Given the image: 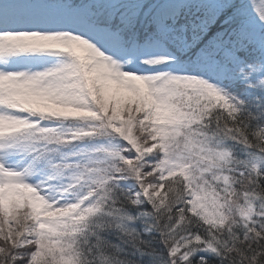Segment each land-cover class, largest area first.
<instances>
[{
  "label": "snow or ice",
  "instance_id": "snow-or-ice-1",
  "mask_svg": "<svg viewBox=\"0 0 264 264\" xmlns=\"http://www.w3.org/2000/svg\"><path fill=\"white\" fill-rule=\"evenodd\" d=\"M0 264H264V0H0Z\"/></svg>",
  "mask_w": 264,
  "mask_h": 264
}]
</instances>
